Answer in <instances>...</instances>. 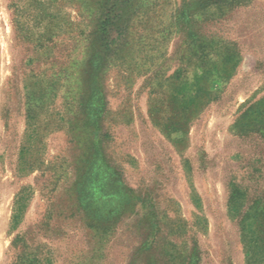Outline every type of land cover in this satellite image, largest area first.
I'll use <instances>...</instances> for the list:
<instances>
[{"label":"rangeland","instance_id":"1","mask_svg":"<svg viewBox=\"0 0 264 264\" xmlns=\"http://www.w3.org/2000/svg\"><path fill=\"white\" fill-rule=\"evenodd\" d=\"M0 264H264V0H0Z\"/></svg>","mask_w":264,"mask_h":264},{"label":"trees","instance_id":"2","mask_svg":"<svg viewBox=\"0 0 264 264\" xmlns=\"http://www.w3.org/2000/svg\"><path fill=\"white\" fill-rule=\"evenodd\" d=\"M122 8L120 9L119 6H114L112 9L106 11V15L108 17L109 22H113L116 19L120 18L122 15Z\"/></svg>","mask_w":264,"mask_h":264}]
</instances>
